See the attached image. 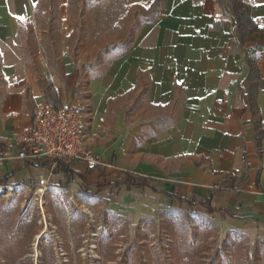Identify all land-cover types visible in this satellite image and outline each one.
I'll return each mask as SVG.
<instances>
[{"label":"crops","instance_id":"0c3cea01","mask_svg":"<svg viewBox=\"0 0 264 264\" xmlns=\"http://www.w3.org/2000/svg\"><path fill=\"white\" fill-rule=\"evenodd\" d=\"M38 2L0 0V154L13 153L33 107L47 103L20 43ZM119 3L138 24L91 78L86 113V143L111 167L78 166L73 185L103 184L108 212L133 224L191 208L235 239L264 244V0ZM63 63L73 96L51 104L78 100L77 65ZM34 173L19 161L0 165L6 182ZM126 175L146 184L117 183Z\"/></svg>","mask_w":264,"mask_h":264},{"label":"rangeland","instance_id":"374dc122","mask_svg":"<svg viewBox=\"0 0 264 264\" xmlns=\"http://www.w3.org/2000/svg\"><path fill=\"white\" fill-rule=\"evenodd\" d=\"M137 24L119 0H40L21 24L20 43L46 102L72 98L63 77V61L71 59L88 112L91 78L124 50ZM96 187L71 184L78 208L68 213L67 196L48 193L40 201L33 179L0 185V264H264V244L235 239L196 209L162 224L111 214L107 228L104 185Z\"/></svg>","mask_w":264,"mask_h":264},{"label":"built area","instance_id":"2783aa9c","mask_svg":"<svg viewBox=\"0 0 264 264\" xmlns=\"http://www.w3.org/2000/svg\"><path fill=\"white\" fill-rule=\"evenodd\" d=\"M86 113L78 100L37 104L32 109L29 122L21 127L13 153L7 150L0 154V165L5 161H19L34 169V175L23 181L26 183L33 179L40 201L48 193L59 195L61 200L67 196L71 209L68 213L78 208V196L70 194L73 180L66 181L70 171L78 166L86 171L111 167L86 143ZM110 215V212L100 213L107 228Z\"/></svg>","mask_w":264,"mask_h":264},{"label":"trees","instance_id":"16d2710c","mask_svg":"<svg viewBox=\"0 0 264 264\" xmlns=\"http://www.w3.org/2000/svg\"><path fill=\"white\" fill-rule=\"evenodd\" d=\"M72 173L73 171L71 170L70 174ZM6 179H7V176L0 177V185L5 184ZM122 182L126 183L127 186H143L146 184L145 181H143L142 179L134 178V177H131L130 175H126V177H124L122 180L118 181L117 183H122Z\"/></svg>","mask_w":264,"mask_h":264},{"label":"snow or ice","instance_id":"6c2138e0","mask_svg":"<svg viewBox=\"0 0 264 264\" xmlns=\"http://www.w3.org/2000/svg\"><path fill=\"white\" fill-rule=\"evenodd\" d=\"M19 19L23 20L24 18L23 17H20Z\"/></svg>","mask_w":264,"mask_h":264}]
</instances>
